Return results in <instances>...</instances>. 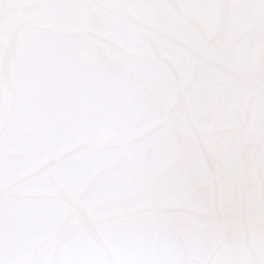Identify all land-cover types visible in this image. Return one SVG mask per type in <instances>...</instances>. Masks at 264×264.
<instances>
[{"label":"snow or ice","instance_id":"snow-or-ice-1","mask_svg":"<svg viewBox=\"0 0 264 264\" xmlns=\"http://www.w3.org/2000/svg\"><path fill=\"white\" fill-rule=\"evenodd\" d=\"M0 264H264V0H0Z\"/></svg>","mask_w":264,"mask_h":264}]
</instances>
